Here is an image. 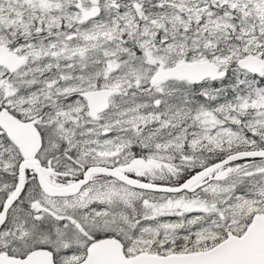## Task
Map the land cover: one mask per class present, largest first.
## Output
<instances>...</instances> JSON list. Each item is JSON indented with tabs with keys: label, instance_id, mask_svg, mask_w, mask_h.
<instances>
[{
	"label": "snow or ice",
	"instance_id": "snow-or-ice-1",
	"mask_svg": "<svg viewBox=\"0 0 264 264\" xmlns=\"http://www.w3.org/2000/svg\"><path fill=\"white\" fill-rule=\"evenodd\" d=\"M0 264H264V0H0Z\"/></svg>",
	"mask_w": 264,
	"mask_h": 264
}]
</instances>
